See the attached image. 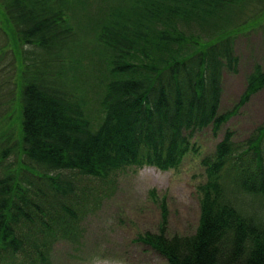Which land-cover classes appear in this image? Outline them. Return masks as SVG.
Here are the masks:
<instances>
[{"label":"trees","instance_id":"16d2710c","mask_svg":"<svg viewBox=\"0 0 264 264\" xmlns=\"http://www.w3.org/2000/svg\"><path fill=\"white\" fill-rule=\"evenodd\" d=\"M262 25L264 0H0L4 58L11 45L20 71L16 108L0 115L12 129L0 156L20 158L0 179V264H52L51 244L77 237L120 172L176 168L188 130L235 113H218L223 71L237 68V36ZM263 87L257 65L240 105ZM203 164L196 231L168 234L163 202L158 231L138 239L168 264H264V207L245 198L264 206V123L241 144L227 132Z\"/></svg>","mask_w":264,"mask_h":264},{"label":"rangeland","instance_id":"374dc122","mask_svg":"<svg viewBox=\"0 0 264 264\" xmlns=\"http://www.w3.org/2000/svg\"><path fill=\"white\" fill-rule=\"evenodd\" d=\"M83 41L86 49L92 47L86 45L85 36ZM6 42L0 30V115L9 107L12 111V105L15 106L19 99V65L12 59L11 45L10 61L6 62L4 56L9 52ZM234 50L238 65L236 70L226 68L223 71L218 113L221 115L237 107L235 113L217 130L212 123L193 133L188 130L186 134L190 138V150L176 168L162 170L155 166H136L120 172L110 194L80 220L77 237L71 240L61 238L51 244L52 264H168L166 257L141 242L139 235L147 231H158L163 202L167 205V233H194L200 217L198 186L206 181L207 175L203 159L213 154L227 132L233 133L234 141L241 144L264 123V87L240 105L247 89L248 76L257 65L264 69V25L239 34ZM91 71H94L97 80L99 72L94 67H91ZM80 73L84 72L80 70ZM85 76L89 77V72ZM85 81L88 84L89 80ZM66 84L69 89L72 86L75 93H81L80 96L92 99L94 92L85 93L82 80L72 84L68 80ZM4 127H0V132L5 129L11 133V128L9 130ZM3 142L13 146L17 142L16 136L13 135L10 142L9 134L6 133ZM17 151L15 148L7 151L5 156H0V179L7 173V167L9 172L19 168ZM23 160L31 163L25 157ZM245 198L246 205H257L253 207L255 209L264 207L261 206V198Z\"/></svg>","mask_w":264,"mask_h":264}]
</instances>
